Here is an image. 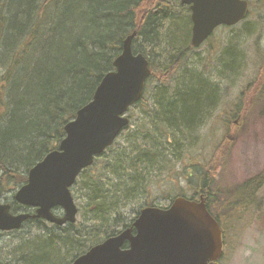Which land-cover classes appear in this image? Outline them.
Segmentation results:
<instances>
[{
  "label": "trees",
  "instance_id": "1",
  "mask_svg": "<svg viewBox=\"0 0 264 264\" xmlns=\"http://www.w3.org/2000/svg\"><path fill=\"white\" fill-rule=\"evenodd\" d=\"M160 1L170 2L160 10ZM175 1L0 0V200L26 185L29 171L58 150L66 136L65 126L92 101L133 32L138 33L135 49L150 60L153 76L159 69L162 82L172 77L183 81L162 85L161 100L153 104L154 109H143L145 123L137 121L141 112H132L130 119L137 121L136 127L121 135L125 143L117 141L78 177L72 190L79 188L87 204L80 211L86 213L81 216L83 222L59 227L29 220L23 228L34 225L37 234L19 240L12 253L8 251L14 264H72L91 247L131 227L142 208L154 206L153 189L162 183L187 197L181 187L185 182L193 191L191 198H204L220 223L221 215L242 220L257 201L264 170L228 190L230 195L223 201L215 198L208 183L214 163L227 159L226 145L216 147L205 165L191 155L199 140L195 133L216 111L222 87L205 78L201 70L189 68L187 61H170L171 50L179 44L190 45L192 34L190 12H182L180 21L167 17L178 12L180 5ZM165 25L171 27L166 31ZM140 39L159 48L169 61H159L164 68L151 58L152 51L140 50ZM217 56L216 71L225 79L228 72L243 69V52L237 45L222 47ZM136 107L146 108V104L139 101ZM164 196L173 201L170 195ZM7 203L14 213H34L14 197ZM225 203L227 210L222 207ZM133 207L128 219L127 211Z\"/></svg>",
  "mask_w": 264,
  "mask_h": 264
},
{
  "label": "water",
  "instance_id": "2",
  "mask_svg": "<svg viewBox=\"0 0 264 264\" xmlns=\"http://www.w3.org/2000/svg\"><path fill=\"white\" fill-rule=\"evenodd\" d=\"M180 1L191 6L194 47H200L218 27L234 26L249 14L245 0ZM134 37L125 40L115 70L104 76L92 101L65 126L59 149L36 164L27 184L16 192V202L36 213L16 215L11 205L0 204V232L19 230L30 218L58 226L76 223L78 207L71 188L128 128V111L142 99L152 75L146 57L132 51ZM56 208L62 209V216L53 213ZM223 249L222 229L206 200L178 197L167 209L143 208L132 227L92 247L72 264H219Z\"/></svg>",
  "mask_w": 264,
  "mask_h": 264
},
{
  "label": "rangeland",
  "instance_id": "3",
  "mask_svg": "<svg viewBox=\"0 0 264 264\" xmlns=\"http://www.w3.org/2000/svg\"><path fill=\"white\" fill-rule=\"evenodd\" d=\"M178 13L182 14V9L179 8ZM137 44L140 46L141 40ZM235 45L243 52V69L240 73L228 72L226 79L233 81L220 83L224 92V101L219 109L216 106L217 109L207 124L195 133V139L199 138V140H197V147L191 151V155L205 165L211 160L210 157L216 147L218 148L221 143L226 145L229 151L227 159L214 163V167L210 169L212 176L210 175L208 183L210 191L216 195L215 198L223 199V201L231 191L264 170V0H251L250 14L244 23L234 28H220L209 42L199 50L192 51L187 62L188 66L191 69L201 70L214 80H219L216 75V67L220 66L217 55L222 47ZM142 49L148 53L152 51L151 58L155 57L157 66H163L160 62L166 64L158 47L153 48L143 43L140 50ZM211 56L213 57L210 58ZM210 66L213 69H207ZM154 73L149 84L147 83L146 109L150 103L154 109L153 101L159 99V91L164 88L162 85L166 84L158 79L159 69H155ZM182 82L181 80L177 83ZM256 83H262V87L259 88ZM168 85L171 86V83ZM236 109H239V115L234 111ZM132 112L138 114L141 112V119L136 117L137 121L145 123L142 108L133 107L128 113L129 117ZM137 121L131 122L129 127L131 131L136 127ZM119 143H125V141L119 138ZM181 187L184 188L186 196L191 198L193 191L186 187L185 182L181 183ZM228 190H230L229 193H227ZM72 193L79 208L77 220L79 224L83 222L81 216L86 214L80 211L82 208H87V204L82 200L79 188L73 189ZM164 193L174 199L179 197L181 192L170 184L162 183L152 192L151 198L155 201V207L164 209L170 206L171 201L164 196ZM13 197L14 194H7L0 200V204H9L7 201L11 202ZM134 207L127 211L130 215L128 219L132 218ZM222 207L224 210L228 208L226 203ZM244 214L242 220L240 218L234 221L224 215L219 217L225 231V253L220 264H264V185L258 194L257 201ZM58 215H61V212H58ZM36 234L37 228L34 225H27L18 232L0 233V264H4L7 260L12 262L8 251L14 249L19 240Z\"/></svg>",
  "mask_w": 264,
  "mask_h": 264
},
{
  "label": "bare ground",
  "instance_id": "4",
  "mask_svg": "<svg viewBox=\"0 0 264 264\" xmlns=\"http://www.w3.org/2000/svg\"><path fill=\"white\" fill-rule=\"evenodd\" d=\"M178 1H180V0H178ZM170 1H166V2H164V1H160L159 3H158V5H157V9H160V8H162V7H165V6H167L168 5V3H169ZM161 10V9H160ZM189 10V11H188ZM184 11L185 12H190V18L192 19V10H191V6H189V5H185V4H182V12L184 13ZM182 13V14H183ZM182 14H180V13H178V12H176L175 14H169V16H167V17H169L170 18V20L171 19H175V20H177V21H180V20H182L183 19V16H182ZM180 15V16H179ZM172 21V20H171ZM171 27V25H165V27H164V30H168L169 28ZM216 31H218V30H216L215 29V31L211 34V36L209 37V38H212L213 36H214V34H215V32ZM133 34H135V37L133 38V40H132V51H133V53L135 54V55H139V54H141V53H138L137 51H136V49H135V46H134V40H135V38L138 36V33L135 31V32H133ZM133 34H131L130 36H132ZM130 36H128V37H130ZM127 37V38H128ZM126 38V39H127ZM125 39V40H126ZM141 40V44H140V46H139V44H138V47L141 49V47H142V45H143V39H140ZM139 40V41H140ZM138 41V42H139ZM125 42V41H124ZM123 45H124V43H123ZM192 48H194V46L192 45V36H191V39H190V45H188V44H186V43H184L183 45H181V44H179L178 45V47L177 48H175V50L174 51H172L171 50V54H170V56L169 57H171L170 58V61L172 60L173 62L176 60V61H178L179 63H182V62H184V61H186V59H187V56H188V54L191 52V50H192ZM122 52H123V48H122ZM122 52H121V54H122ZM177 52V53H176ZM176 53V54H175ZM120 54V55H121ZM119 55V56H120ZM118 56V57H119ZM145 56V55H144ZM117 57V58H118ZM146 57V56H145ZM169 57H168V59H169ZM116 58V59H117ZM115 59V60H116ZM146 59L148 60V62H149V66H150V60L146 57ZM115 62V61H114ZM169 61L168 60H166V64L168 63ZM114 64V63H113ZM179 65V64H178ZM113 68H114V65H113ZM150 68H151V66H150ZM114 70H115V68H114ZM114 70H112V71H114ZM111 71V72H112ZM110 73V72H109ZM176 78H173L172 77V79L171 78H168V79H165L164 80V82L165 83H171L173 80H175ZM9 253H12V251H10Z\"/></svg>",
  "mask_w": 264,
  "mask_h": 264
},
{
  "label": "flooded vegetation",
  "instance_id": "5",
  "mask_svg": "<svg viewBox=\"0 0 264 264\" xmlns=\"http://www.w3.org/2000/svg\"><path fill=\"white\" fill-rule=\"evenodd\" d=\"M175 2H178L179 3V5H180V9L182 8V4H181V2L180 1H178V0H176ZM191 22H192V19H191ZM192 28H193V23H192ZM222 28H224V27H221V29ZM220 29V28H219ZM219 29H217V30H219ZM225 29V28H224ZM191 36H192V34H191ZM211 38H209L207 41H209ZM207 42H205L204 44H206ZM202 47V46H201ZM200 47V48H201ZM200 48H194L193 50H191V52L192 51H197V50H199ZM191 52L188 54V56L190 57V54H191ZM188 57H187V59H186V61L188 62ZM217 60V59H216ZM213 66H215V65H213ZM182 68V67H181ZM180 68V72L182 71V69ZM217 68H218V66H217ZM207 69H213L211 66L209 67V68H207ZM217 72V71H216ZM202 74H203V76L205 77V78H207V79H210L213 83H225V82H227V83H230L231 81H233V80H227V79H225V76L223 75L222 76V74H220V73H217L216 75H217V78L219 79V80H214V79H212L210 76H208V75H206V73H204V72H202ZM151 80H149L147 83L149 84V82H150ZM175 81V82H174ZM164 82V81H163ZM163 82H161V83H163ZM178 81L177 80H173L171 83H177ZM147 84V85H148ZM146 89H147V86H146ZM222 93H223V95L218 99L219 100V104H218V109H219V106H221L222 105V103H223V101H224V92L222 91ZM145 94H146V91H145ZM145 94H144V96H143V98L141 99V101H142V103H145L146 104V107H147V101H146V98H145ZM159 98V97H158ZM160 99V98H159ZM157 100L158 99H155L154 101H153V104L155 103L156 105H157ZM161 100V99H160ZM172 100V99H171ZM162 101H166L165 99H162ZM152 104V106L154 107V105ZM216 107V108H217ZM142 108V107H141ZM157 108H158V106H157ZM142 109H146V108H142ZM147 109H152V107H151V103H150V106L147 108ZM146 109V110H147ZM235 111V110H234ZM237 112H238V109H237ZM143 114H145L144 112H143ZM209 116H207V118L202 122V124L199 126V128H198V130H200L201 129V127H204L206 124H207V122H208V120L210 119V118H208ZM197 130V131H198Z\"/></svg>",
  "mask_w": 264,
  "mask_h": 264
}]
</instances>
